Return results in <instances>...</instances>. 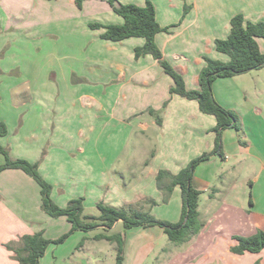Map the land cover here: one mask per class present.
<instances>
[{"label":"crops","instance_id":"0c3cea01","mask_svg":"<svg viewBox=\"0 0 264 264\" xmlns=\"http://www.w3.org/2000/svg\"><path fill=\"white\" fill-rule=\"evenodd\" d=\"M119 1L138 6L146 2ZM150 1L158 24L175 26L158 32L155 42L188 89H198L204 57L228 60L214 41L228 36L235 14L264 21V0ZM93 22L121 24L123 19L107 0H81L80 6L76 0H0V68L25 71L19 78L0 76V120L9 127V117L14 121L18 110H24L19 134L7 139L9 156L36 163L52 186V200L61 207L80 197L86 215L100 202L115 207L135 204L138 211L156 215L153 205L143 202L154 199L161 203V215L170 207L173 215H180V188L175 186L168 203L162 202L156 174L160 169L176 173L212 151L216 120L202 112L196 100L170 93L173 81L151 55L134 57L143 38L105 40L100 37L103 28H90ZM71 91L78 107L68 111ZM212 92L219 104L239 115L242 127L225 128L222 155L212 153L194 169L191 184L200 191L199 232L175 244L157 225L121 231L118 220L110 229L100 227L98 234H122V264H264V249L230 251L238 243L236 236L264 231V67L216 78ZM85 115L94 136L87 138L89 144L71 143L67 136ZM100 126L113 145L106 152L98 145ZM77 133L83 135L81 128L74 130ZM53 138L56 142L49 145ZM4 140L0 138L3 147ZM36 184L21 169L0 171V264H19L4 246L8 241L44 230L45 225L70 231L65 216L52 217L41 209ZM78 231L79 236L88 232L74 233ZM53 241L44 254L55 258ZM108 242L117 252L116 243Z\"/></svg>","mask_w":264,"mask_h":264},{"label":"trees","instance_id":"16d2710c","mask_svg":"<svg viewBox=\"0 0 264 264\" xmlns=\"http://www.w3.org/2000/svg\"><path fill=\"white\" fill-rule=\"evenodd\" d=\"M78 6L81 0H76ZM113 11L122 17L121 24H102L99 22L89 23L90 28H103L100 37L110 41H121L130 37H141L144 43L134 48V57L151 55L163 67L171 77L173 84L170 93L178 94L187 99L196 100L199 109L214 116L216 123L213 127L215 132L214 147L212 151L202 153L189 161V163L176 173L160 169L155 177L156 186L162 191V201L166 202L175 186L181 190V214L177 222H169L155 217L148 212H128L123 207L110 206L98 203V215L83 214L82 198L69 200L65 207L57 205L51 198L52 186L39 173L37 164L22 158L12 159L7 148L0 145V153L4 161L0 163V171L6 168H18L31 176L40 187L41 209L52 217L65 216L73 230H90L97 226L110 229L118 220L125 229L135 226L157 225L163 228L170 241L182 244L191 236L199 232L202 222L199 218L198 201L200 191L193 188L191 181L194 169L198 163L207 159L210 154L222 155L221 135L225 128L232 127L236 131L241 130L239 115L231 109L219 104L212 92V83L216 78L231 77L248 72L253 69L264 67V51H261L258 39L264 42V21L245 20L238 13L230 19V31L226 38H217L214 41L216 50L228 56L227 61H221L210 57H204V66L198 73V89L186 88L183 76L163 58L161 50L155 42V35L165 30L155 17V8L150 0L145 5L138 6L133 3H121L119 0H107ZM154 114L153 111H151ZM157 123L160 117L154 114ZM7 133V126L0 120V136ZM66 234L54 240L60 242ZM96 239H106L116 243V264H122V234L113 232L110 234L100 233ZM238 243L230 247V251L236 254L259 252L264 249V231L259 230L249 236H236ZM51 240L46 239L41 231L24 234L18 241H9L6 247L14 253V258L19 264H39V258L44 254Z\"/></svg>","mask_w":264,"mask_h":264},{"label":"rangeland","instance_id":"374dc122","mask_svg":"<svg viewBox=\"0 0 264 264\" xmlns=\"http://www.w3.org/2000/svg\"><path fill=\"white\" fill-rule=\"evenodd\" d=\"M173 27H175V26L171 25V26L163 27V28H165V30H162V31L168 32ZM0 34H1V32H0ZM260 41H262V40H260ZM24 72L19 68H14L12 70L11 69L1 70V68H0V76L6 75L8 77L19 78L20 76H23ZM58 90L62 92V95L65 94V89L60 88V89H57V91ZM2 95H3V93L0 92V97ZM74 95H75V91H71L67 96V98L71 99V100H67V104H65V107L67 108L68 111H73L75 108L78 107L76 104H74L75 103ZM4 101H6V100L4 99ZM60 107H62V106L60 105ZM18 111L19 112L14 117V121H12L11 117H9V127H8V125H6L7 126V133L5 135L0 136V138L3 137L5 139L4 140V142H5L4 146L7 149L9 148V144L7 143V139L9 137H12V136L19 134L18 131L20 130V127L23 126L22 124H23L24 110L20 109ZM85 116L86 117H84V119L81 122L77 121L75 123L74 129L71 131V135L67 136V139L71 143H74V142L79 143L80 142L83 144H89L90 142L86 141L87 138H91L92 136H94L95 133L94 132L92 133V131L90 130L91 120L89 119V117L87 115H85ZM13 122H15L14 126H13ZM71 126H73V125H71ZM76 128H81L83 135L80 136L78 133H77L78 136H77V134L75 135L74 130ZM99 132L101 134L100 140L98 142L99 149L101 152H103V151L106 152V150L108 151L113 145L110 144V140L106 139V131L105 130L103 131L101 126L99 127ZM23 134H26V130L23 131ZM19 138L20 139L23 138V135H20ZM133 141L134 140H132V142ZM52 142L55 143L56 138H53L52 141H48V144L51 145ZM24 143L26 144L27 142H24ZM57 143L59 144V141ZM107 147H108V149H106ZM43 157L44 156L42 155L41 159ZM22 159H24V158H22ZM25 160H27V159H25ZM147 200H149V201H147ZM143 202L148 203V206L153 205V210H155V212L157 214L156 215L152 214V215H154L157 218H160V219L165 218L163 220H169L170 222H177L180 218L179 213H177V215H173L174 209L172 207H170L168 210H165L163 215H161L160 212H162V211H160V208H158L161 205V203L160 202H159L160 204L156 203V201L154 199H146ZM164 203H168V200ZM171 203H172L171 205H174V201ZM40 205H41V202H40ZM35 207H36L35 204H33V210ZM123 208H125V210H127L128 212L138 211L135 204L134 205H127L126 207H123ZM144 210H146V209L139 210V211H142V212L147 211V210L146 211H144ZM88 212L91 215L92 214L93 215L99 214L98 209L89 210ZM147 212L150 213L149 211H147ZM60 219H64V218H60ZM174 220H177V221H174ZM35 221H38V220L35 218ZM54 225L55 224H52L50 226L45 225V229L39 230V231H41L43 236L49 240H57L58 238H60L64 234H66V235L62 239V241L54 243L55 246H53V247H55V250H54L55 251V258H53L51 254H48L47 256H45V254H44L43 257L41 259H39V264H51V262H52V264H116V250L114 249L113 244L109 243L108 241H106L104 239H96L95 238V235L98 234L101 226L94 227V228L88 230V232H81L82 235L79 236V231L77 234L74 233L75 230L67 231L66 233H64V231H62L61 227H56ZM35 228H37V225H35ZM116 228L118 230H121V231L124 230L122 223H119ZM133 231H135V230H133ZM35 232H38V231H35ZM72 233H74V234L72 235ZM76 236H77V238L74 241ZM8 242H6V243H8ZM6 243L4 244L5 247H6ZM3 264H7V263L4 262Z\"/></svg>","mask_w":264,"mask_h":264}]
</instances>
